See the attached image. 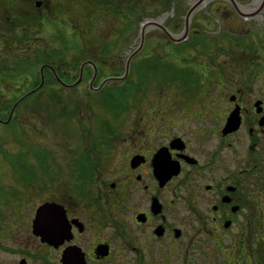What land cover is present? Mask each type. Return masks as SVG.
I'll list each match as a JSON object with an SVG mask.
<instances>
[{"label": "flooded vegetation", "instance_id": "obj_1", "mask_svg": "<svg viewBox=\"0 0 264 264\" xmlns=\"http://www.w3.org/2000/svg\"><path fill=\"white\" fill-rule=\"evenodd\" d=\"M70 1L0 0V75L10 63L11 70L21 68L27 47L42 50L28 44L27 34L41 31L44 22L58 24L61 6ZM77 1L86 5L83 23L124 3ZM131 2L130 43L118 45L117 35L116 45L86 46L97 55L82 61L75 85L60 70L62 62L47 56L36 91L49 72L71 88L91 74L92 93L123 88L158 60L173 79L160 82L152 70L144 72L150 89L143 115L137 110V120L125 118L100 140L81 142L84 156L64 177L32 182L5 201L11 214L0 220V264H234L237 247L249 245L252 224L264 220V0ZM156 37L160 44L152 47L169 56L147 51ZM104 63L115 70H104ZM206 78L211 95L194 98ZM25 86L1 98L10 100L0 105L5 126L25 124L18 108L36 87L24 92Z\"/></svg>", "mask_w": 264, "mask_h": 264}, {"label": "rangeland", "instance_id": "obj_2", "mask_svg": "<svg viewBox=\"0 0 264 264\" xmlns=\"http://www.w3.org/2000/svg\"><path fill=\"white\" fill-rule=\"evenodd\" d=\"M123 1V6L119 7L113 4L112 0H108L107 5L113 4L111 13L104 8L99 12L100 14L91 15L92 21L83 23L86 18L83 7L86 5L72 0L71 6L75 2L72 7L61 6L58 24L44 22L41 31L29 32L26 36L28 44L35 43L39 45L38 48L42 47V50L35 54L32 52L33 48L27 47L28 57L27 60L19 62L20 69L11 70L10 63V66L7 64L9 68H6V71H1L0 105L9 104L10 100L4 101L1 99L2 96L4 98L8 94L19 92L25 86V81L27 85L24 92L39 83L40 65L47 56L50 57L53 54L57 63L62 62L63 67L60 70L63 73L67 70L69 72L67 76L71 78L69 82H74L81 76L84 65L82 61L89 56L97 55L93 52L89 54L86 46H94L104 41H107L106 43L110 41L111 45H114L117 35L120 37H118V45L130 43L133 37L132 2L131 0ZM122 7L123 12L117 10ZM100 8L103 7L100 6ZM76 17L81 19V21L76 19L77 25ZM205 27L212 28V22L208 18L205 20ZM32 37L34 40L30 42ZM157 38H152L153 43L149 41L150 49L147 51H152L153 55L161 57L169 56L170 52L160 47L156 49L152 47L153 44H160ZM1 54L6 55L7 52ZM3 59L9 61V55ZM0 61H2L1 58ZM158 61L159 66L155 62H147L141 68L140 76L143 78L140 80L123 84V88L109 86L110 88L102 92L94 93L90 92L89 88L88 80L91 74L87 75L77 87L71 88L56 82L51 72L47 71L50 78L43 90L29 94L18 108L19 112L22 111V114L26 115L25 124L21 127L20 123H14L11 126L0 123V220L10 216L11 211L8 212L3 204L7 200L17 198L20 195L18 190L26 188L32 182L44 184V179H50L52 175L62 174L64 177L65 170L72 167L75 160L84 156L81 142L100 140L101 133L110 128L108 126L114 127L121 124L125 118L137 120L139 116L137 110H141V115L144 114L143 109L147 100L145 98L148 96L143 94L150 89L149 84L144 80L145 73L152 70L151 74L160 82L173 79L169 66L164 61ZM103 67L108 72L115 70L105 63ZM186 67L193 69L189 65ZM197 70L199 71L198 68ZM21 72H23L21 79L23 82L19 80ZM180 76L185 80L196 79V77H186L182 74ZM175 79L180 80L177 76ZM204 80L205 83L199 86L194 98L204 97L205 92L208 96L211 95L212 91H206V83L211 80L208 78ZM198 81L199 78L195 82ZM33 187L36 186L33 185ZM261 221L262 223L252 224L251 231L247 235L249 245L246 251L240 248V245L237 247L234 264H264V220ZM0 224L4 225V221ZM1 255L3 256V253Z\"/></svg>", "mask_w": 264, "mask_h": 264}, {"label": "water", "instance_id": "obj_3", "mask_svg": "<svg viewBox=\"0 0 264 264\" xmlns=\"http://www.w3.org/2000/svg\"><path fill=\"white\" fill-rule=\"evenodd\" d=\"M42 69H43V68H42ZM42 69H41V70H42ZM42 77H43V79H44V75H43V73H42ZM81 77H82V76H80V78H81ZM80 78H79V79H80ZM78 81H79V80H77L76 82H74V83L71 84V85H75L76 83H78ZM106 81H107V80H105V82H106ZM105 82H103V84L100 85L99 87H97V88H93V89L100 90V89L104 86ZM42 83H43V82H42ZM42 83H41L38 87H36L35 89L31 90V92L37 90V89L42 85ZM91 86H93V83H91Z\"/></svg>", "mask_w": 264, "mask_h": 264}, {"label": "trees", "instance_id": "obj_4", "mask_svg": "<svg viewBox=\"0 0 264 264\" xmlns=\"http://www.w3.org/2000/svg\"><path fill=\"white\" fill-rule=\"evenodd\" d=\"M127 83H132V80L129 78V80L127 81ZM108 88H110V87L108 86L106 89H108Z\"/></svg>", "mask_w": 264, "mask_h": 264}]
</instances>
